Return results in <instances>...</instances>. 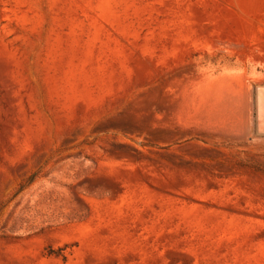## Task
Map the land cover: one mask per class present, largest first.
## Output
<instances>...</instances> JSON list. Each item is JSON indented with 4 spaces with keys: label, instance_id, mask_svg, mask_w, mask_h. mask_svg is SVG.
<instances>
[{
    "label": "rangeland",
    "instance_id": "rangeland-1",
    "mask_svg": "<svg viewBox=\"0 0 264 264\" xmlns=\"http://www.w3.org/2000/svg\"><path fill=\"white\" fill-rule=\"evenodd\" d=\"M0 264H264V0H0Z\"/></svg>",
    "mask_w": 264,
    "mask_h": 264
}]
</instances>
